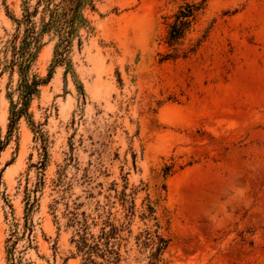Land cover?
I'll return each mask as SVG.
<instances>
[{"label": "rangeland", "instance_id": "374dc122", "mask_svg": "<svg viewBox=\"0 0 264 264\" xmlns=\"http://www.w3.org/2000/svg\"><path fill=\"white\" fill-rule=\"evenodd\" d=\"M58 5L0 0V264H264V0Z\"/></svg>", "mask_w": 264, "mask_h": 264}, {"label": "trees", "instance_id": "16d2710c", "mask_svg": "<svg viewBox=\"0 0 264 264\" xmlns=\"http://www.w3.org/2000/svg\"><path fill=\"white\" fill-rule=\"evenodd\" d=\"M42 2L43 0H39ZM82 0H63V3H65V6H57L63 10L62 13V19L59 21V25H62V29L65 30L67 28L73 29L74 23H75V18L76 14L78 13V9L81 6ZM197 9L193 5H188L186 8L182 9L179 11V15L177 17L176 23L171 27V30L169 32V40L168 43L170 46L173 45H178L179 42L185 37L186 33L190 30L192 23L194 21V15L195 11ZM31 14H28L25 18V23H31L30 20ZM61 29V31H63ZM28 32L31 34L28 37L24 39L22 42L21 47L14 46L13 51H14V58L12 60L13 65H18L22 79L21 83L19 86V91H20V105H14V111L12 113V123H16V117H21L24 113H26L29 105V101L32 97V95L36 92L37 86L39 85V81H30L29 79V68H30V63L32 59L34 58V53L32 49H38V44H39V36H34V26L31 25L30 28L28 29ZM70 33V32H69ZM32 43L34 47H31ZM2 151V147L0 146V152ZM159 242L157 244V247H155V252L152 253L153 259L157 255H159L162 251H164L167 248V241L164 240L163 238L159 237ZM92 262V261H91ZM95 264L94 262H92ZM154 264V263H151Z\"/></svg>", "mask_w": 264, "mask_h": 264}]
</instances>
